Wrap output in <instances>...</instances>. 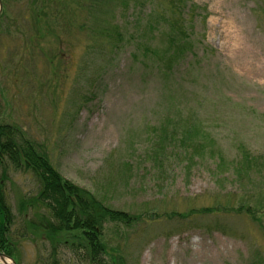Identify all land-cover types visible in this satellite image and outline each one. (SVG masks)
<instances>
[{
	"label": "rangeland",
	"instance_id": "374dc122",
	"mask_svg": "<svg viewBox=\"0 0 264 264\" xmlns=\"http://www.w3.org/2000/svg\"><path fill=\"white\" fill-rule=\"evenodd\" d=\"M1 2L0 121L100 210L126 215L98 224L66 206L71 227L96 218L105 264H264V0H177L180 16L167 0ZM112 25L124 35L109 48L98 33ZM40 191L10 165L19 264L53 262L40 219L56 218L21 208ZM58 246L59 264H88Z\"/></svg>",
	"mask_w": 264,
	"mask_h": 264
},
{
	"label": "trees",
	"instance_id": "16d2710c",
	"mask_svg": "<svg viewBox=\"0 0 264 264\" xmlns=\"http://www.w3.org/2000/svg\"><path fill=\"white\" fill-rule=\"evenodd\" d=\"M78 1L81 5V0H72V3ZM167 2H169L170 5L168 7L165 6V10L175 9L176 15H182V5L178 4L177 0H167ZM165 21L169 25L170 32L168 35L171 38L174 37L176 32L183 33L184 35L186 26L181 25L180 20L177 21L173 18L168 20V18L165 17ZM182 22L185 23V20ZM120 30L121 28L119 25H112L110 28H105L99 32L98 36L102 37L105 40V45L111 48L113 45H118V41L120 42V39L123 38L124 34L122 31L120 32ZM182 45L188 46L189 39L180 43L181 48H183ZM171 48H173V44L169 42L167 48L168 54H170ZM15 126L16 125L5 124L0 121V252L12 257L16 260L17 264H19V260L15 256L16 246L11 239L15 217L12 215L6 200V182L8 179V168H10L11 165L15 170L25 169L33 172L41 182V191L38 196L29 201L27 205L23 203L21 208L26 209L29 205L32 206L33 204H35V206L42 205L46 208L48 214L51 215V217H55L57 220L58 225L54 226L51 222L52 220L45 219V217H41L40 219L41 229H43L46 236L51 239L54 244L52 245L53 248L50 254L51 260H53L52 264H59L55 257L60 247L58 245L61 244V242L64 246L71 245L70 247L72 249L78 245V249L84 253L82 257L88 264H105V257L108 253L105 246L98 241L95 233L90 231H96V229L90 227L93 226L91 222H94L97 218L99 224L101 219L115 218L116 215L125 217L126 215L122 216L107 209H103V211L100 210V207L97 206L94 200L85 198V191L62 180L60 175L48 164V160L38 155L35 145L25 135L22 129L19 126ZM249 162V154H245L244 161L234 162L232 167L236 175L241 176L242 174H248L249 171L245 168L241 170V167L249 166ZM67 205L69 210L73 207L76 214L78 212L79 216L92 213L96 218H93V220L89 222L90 225L84 224L71 227V221L67 219V213H65ZM74 229L79 232L78 235L75 234ZM81 229L83 230L82 232ZM62 235L63 237L61 238ZM69 242H71V244ZM53 257L54 259H52Z\"/></svg>",
	"mask_w": 264,
	"mask_h": 264
},
{
	"label": "water",
	"instance_id": "95a60500",
	"mask_svg": "<svg viewBox=\"0 0 264 264\" xmlns=\"http://www.w3.org/2000/svg\"><path fill=\"white\" fill-rule=\"evenodd\" d=\"M5 259V260H4ZM6 259H8L9 261H11L12 264H16L14 260H12L11 258H9L8 256H6L5 254L0 253V260L3 261V264H8L6 262Z\"/></svg>",
	"mask_w": 264,
	"mask_h": 264
},
{
	"label": "bare ground",
	"instance_id": "6f19581e",
	"mask_svg": "<svg viewBox=\"0 0 264 264\" xmlns=\"http://www.w3.org/2000/svg\"><path fill=\"white\" fill-rule=\"evenodd\" d=\"M5 260V259H4ZM1 261V260H0ZM6 262L8 263V264H12L11 263V261H9L8 259H6ZM2 263H4L3 261H2Z\"/></svg>",
	"mask_w": 264,
	"mask_h": 264
}]
</instances>
